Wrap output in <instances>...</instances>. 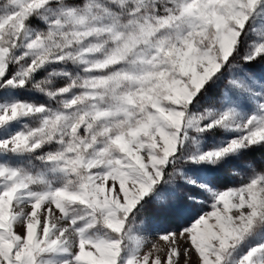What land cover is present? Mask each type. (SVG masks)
<instances>
[{
	"label": "snow or ice",
	"instance_id": "6c2138e0",
	"mask_svg": "<svg viewBox=\"0 0 264 264\" xmlns=\"http://www.w3.org/2000/svg\"><path fill=\"white\" fill-rule=\"evenodd\" d=\"M181 258L264 264V0H0V264Z\"/></svg>",
	"mask_w": 264,
	"mask_h": 264
},
{
	"label": "rangeland",
	"instance_id": "374dc122",
	"mask_svg": "<svg viewBox=\"0 0 264 264\" xmlns=\"http://www.w3.org/2000/svg\"><path fill=\"white\" fill-rule=\"evenodd\" d=\"M27 210V209H25ZM201 210L209 211L208 206L201 205L198 207H189L184 210V212L179 217H169L167 219H162L156 223L154 230L150 233L145 234L148 243L145 244L143 251L147 252L152 249V245L156 246L161 250L160 252H155L153 250V255L159 254L163 259L166 258L167 243L159 239V233H162L166 230H175L179 226L186 225L192 217L196 216ZM195 259V257H193ZM181 264H183V258H181Z\"/></svg>",
	"mask_w": 264,
	"mask_h": 264
}]
</instances>
